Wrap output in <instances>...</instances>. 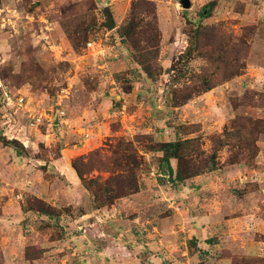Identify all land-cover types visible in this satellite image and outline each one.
I'll return each mask as SVG.
<instances>
[{"label":"rangeland","instance_id":"1","mask_svg":"<svg viewBox=\"0 0 264 264\" xmlns=\"http://www.w3.org/2000/svg\"><path fill=\"white\" fill-rule=\"evenodd\" d=\"M90 41L106 54L92 55ZM0 79L51 119L35 129L19 115L10 132L0 96V155L18 166L0 182V213L14 217L11 229L0 228V264H90L76 253L96 237L74 221L82 204L59 207L34 194L50 197L42 176L57 173L44 162L63 153L94 207L160 191L163 200L149 190L138 203L165 211L170 264H264V192L237 206L264 185L245 182L246 166L264 177V0H191L190 8L180 0H0ZM176 141L183 160L171 157V165L182 180L163 161L162 145ZM231 166L233 175L212 181ZM131 175L136 192L95 199ZM20 207L32 215L18 218ZM253 210L254 230H231L229 220Z\"/></svg>","mask_w":264,"mask_h":264},{"label":"crops","instance_id":"2","mask_svg":"<svg viewBox=\"0 0 264 264\" xmlns=\"http://www.w3.org/2000/svg\"><path fill=\"white\" fill-rule=\"evenodd\" d=\"M64 156L65 154L63 153L62 157L58 159L44 162V165L48 166V173H57V175L54 176H47L46 174L42 176V184H44L45 189L50 190V186H52V194L49 195L50 197L46 196L44 191H36L34 194L37 198L41 197L44 200L47 199L49 200V203L59 207L65 206V204H72L76 208L78 206L77 204H82L83 209L79 210L78 208L80 212L77 214L74 212V221L76 222V220H78V222H80L79 220H83L82 227L84 228V231L89 230L91 235L94 234L93 236H96L93 237L94 240L95 238H98V240L100 239L103 242L102 247L98 248L94 240L91 239L89 245H87L85 242L86 239L83 238V243L81 242L82 244L78 245L79 249H76V253L80 255L82 262L86 259L85 257H87L90 264H93L94 261H96V264H170V262L166 260H169V258L174 260L175 257L170 254L172 252H168L165 249V246L167 245L164 238V226L169 221L168 217H164L163 215L165 211L161 210V207L154 206L153 203V206L151 207L157 208L151 211L150 207L148 208V211H146L145 209L140 208L138 203L142 195L147 192L149 195L151 194L149 190H156L155 193L159 195L156 199L154 198V200H163L164 197L160 196V191H157V189L146 188L128 198L117 201L112 206L94 207L91 205L90 193L84 189L79 178L71 168L70 161L64 158ZM13 167L15 168L18 166L15 162H12V160H9V162L5 161L0 155V182L3 181V178L8 177L7 168L14 169ZM242 168L243 167H238L240 170ZM245 168L252 173V175L247 176V179L245 180L247 184L257 187H259L257 182L264 184L262 183L264 177L257 171L259 167L254 166V168H249L246 166ZM233 169L234 166L226 167L223 170H220V173L211 175V178L213 179L212 181H215L216 179L225 181L227 176L234 174ZM232 178H234V176ZM157 185L160 186L159 184ZM216 185L217 182L211 183V186L213 187H216ZM1 187L4 189L7 188L5 184H2ZM1 187L0 189H3ZM32 188L33 187H31V190ZM163 188V186H160L161 190ZM260 192H264V185H262L259 191L253 190L244 196L239 197L240 200L238 201L237 206H242L243 208L245 199H247L248 202L252 197L258 196L257 194ZM17 213V217L22 219V216L25 218L28 215H32L31 213L33 212L32 210H22L20 207V210ZM11 214L12 213H5L4 210L1 211L0 228L11 229V226L9 225V223H11L9 220L12 217ZM213 219L214 216L209 220ZM237 220L238 219L234 222L229 220L228 225L231 226V230L233 225L237 226V228L234 229L236 231L238 230V227H242L241 225L248 228L250 227L249 229L254 230L259 217L253 210L252 214H245L242 212L240 220ZM35 223L36 221H33L32 219L31 228L28 230L34 231L35 228L32 227H35ZM220 227L223 228L224 226L219 224V228ZM207 228H209V226ZM211 228L212 230H210V233H213L214 226L212 225ZM21 231L22 229L20 230V233ZM222 233H226L225 229ZM40 237L42 238L41 232H36L34 236H30V238H33L36 242L38 239H41ZM195 237L197 238L198 236L195 235ZM198 245L204 250L208 248L206 247V243H198ZM49 246L50 245H48L47 248ZM172 247L175 251L180 249L178 244L173 245ZM86 249L88 251H86ZM86 253H88L89 256L88 254L85 256L84 254ZM44 256H47V252H44ZM172 264L177 263L173 262Z\"/></svg>","mask_w":264,"mask_h":264},{"label":"built area","instance_id":"3","mask_svg":"<svg viewBox=\"0 0 264 264\" xmlns=\"http://www.w3.org/2000/svg\"><path fill=\"white\" fill-rule=\"evenodd\" d=\"M88 50L94 56H99L106 54L105 47H103L101 41H90L88 43ZM0 96L2 98V109L4 113L2 117L5 122L3 126L11 128L17 126L16 117L22 115L27 118L28 125L30 128L39 129L43 124L50 123L49 115L40 111L36 107L37 103L27 95L25 92H13L7 85H5L0 79ZM58 104H61L59 102ZM60 106V105H59ZM62 115H65V111L61 112ZM49 121V122H48ZM9 132V133H10ZM8 132L5 133V135Z\"/></svg>","mask_w":264,"mask_h":264},{"label":"trees","instance_id":"4","mask_svg":"<svg viewBox=\"0 0 264 264\" xmlns=\"http://www.w3.org/2000/svg\"><path fill=\"white\" fill-rule=\"evenodd\" d=\"M183 142L181 141H176V142H168V143H164L162 145L163 149L162 151L164 152V156H163V161H165L167 163V168L169 171V176H173L174 174L176 175V179L178 180H182L183 179V175L180 169H178L177 172L174 171L172 165H171V157H175L179 160V162L181 163L183 160V156L181 155V148L183 147ZM130 158V157H129ZM133 161L131 159L128 160V170L132 171V167H130L129 165L132 163ZM73 167L74 169L77 171V173L80 176V179H82L84 181V185L87 189H89V185L85 182V179H83V177L81 176V171L80 168L78 166L77 163H73ZM94 182L98 187L100 186V184L98 183V181H92ZM115 186L116 189L113 187H108L105 188L104 190H101V188H99L98 190H96L94 193L95 199L97 200H102L104 202H108L112 199L118 198V197H122L124 194V192L128 191L131 193H134L138 190V183L136 178H134V176L131 175V178H127L121 182L116 181L115 182ZM104 191V193L101 195L99 192ZM99 207H104V206H99Z\"/></svg>","mask_w":264,"mask_h":264},{"label":"water","instance_id":"5","mask_svg":"<svg viewBox=\"0 0 264 264\" xmlns=\"http://www.w3.org/2000/svg\"><path fill=\"white\" fill-rule=\"evenodd\" d=\"M180 2L184 8H190V6H191V0H180ZM106 25L110 29H113L115 27V23H114V20H113L111 15L108 16V21H107Z\"/></svg>","mask_w":264,"mask_h":264}]
</instances>
